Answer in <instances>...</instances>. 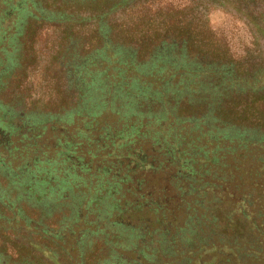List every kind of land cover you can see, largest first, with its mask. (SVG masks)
Here are the masks:
<instances>
[{
  "label": "trees",
  "instance_id": "trees-1",
  "mask_svg": "<svg viewBox=\"0 0 264 264\" xmlns=\"http://www.w3.org/2000/svg\"><path fill=\"white\" fill-rule=\"evenodd\" d=\"M30 1L22 29L0 35V72L13 66L1 72L0 94L27 56L40 60L37 36L51 28L59 47H47L49 66H63L66 85L55 104L44 103L66 117L31 141L21 142L12 122L0 133V227L9 220L24 238L36 234L59 264H76L72 252L77 264H264V43L233 56L205 0ZM234 1L252 17L247 5L256 0ZM3 2L15 9L9 26L25 0H0V15ZM255 26L264 40V23ZM67 52L76 54L69 68ZM2 100L29 115L22 98ZM81 109L95 116L70 119ZM45 163L56 185L80 195L55 205L62 212L48 226L61 238L44 223L52 208L37 192L47 172L30 176ZM31 256L0 229V264Z\"/></svg>",
  "mask_w": 264,
  "mask_h": 264
},
{
  "label": "rangeland",
  "instance_id": "rangeland-1",
  "mask_svg": "<svg viewBox=\"0 0 264 264\" xmlns=\"http://www.w3.org/2000/svg\"><path fill=\"white\" fill-rule=\"evenodd\" d=\"M49 3H48V2ZM177 1V0H174ZM212 1V2H211ZM207 1L205 0V3H210L211 6L208 8V18H209V24L210 27L214 30L216 35L222 37L225 42L227 43L230 52L233 54V56L236 55H242L246 48L249 47V49H252V42L257 40L259 43L258 47H262L264 40L262 38L261 33L258 31L257 27L255 26V23L263 24L264 22V10L260 7V1H252L249 5L244 4L245 6H248L249 11L251 12L252 17L249 18L246 16V13L242 12L238 7H236V3L234 0H227L228 2L224 1V6H222V1L214 0ZM30 0H25V3L23 5L22 10H25L21 13H18L19 17H16V21L9 25L7 22H10L11 15L14 14L15 9L11 5H7V3L3 2L5 8L7 9L3 15H0V35H7L12 34L14 31L13 29H16L17 24L21 26L19 28V31L22 29L23 25L25 24L26 19L28 16L33 15L32 9L28 5ZM44 7L49 8L51 5H55L56 3H59L60 0H41ZM39 7V5H37ZM40 8V7H39ZM0 9H2V5L0 4ZM240 10V11H239ZM48 11V10H46ZM1 13V12H0ZM7 20L5 21V19ZM253 18V20H252ZM263 20V21H262ZM13 31V32H12ZM18 31V30H16ZM38 37V41L36 42V46L38 48V52L41 53L40 60L37 62L35 59H33L30 56H27L23 62V65L16 69L14 74L11 76V80L9 81V88L3 89V92L0 94V98L3 99V102L9 103L10 101L7 100V97L11 94L12 96L16 98H22L25 102V110L30 111L29 115L23 117L22 113H13V111L10 108H7V106L0 105V133H5V130L8 128V122H12L15 124V127L13 128V131L15 134H20V137H22L21 142L24 140H35L38 138V134L40 130H44L43 132H46L48 128H50L52 131H55L58 126H60L63 122V119L66 117L64 114L51 112L52 110L49 109V106L46 104L48 101L53 105L57 101L55 99V96L61 92V89L65 87V77H64V70L61 72L56 69V67H59L57 63H53L51 66H49L48 59L51 57L49 55V51L47 50L48 44L51 42L50 40L53 39L54 34L53 30L51 28L43 29L42 33H40ZM54 48V47H52ZM4 50V49H3ZM6 56L9 57L11 54V49H7ZM73 51V49H72ZM37 53V52H36ZM24 52V56H25ZM70 54V55H69ZM69 55V56H68ZM64 59L67 63L68 58L72 57V54L69 52L65 53ZM13 69V66H3V69L1 72H8ZM56 71V72H55ZM86 71H88V68H86ZM0 72V75L2 74ZM21 72L23 73V76H26L24 81V84H20L18 81L16 89H11V86L15 85L16 77H23L21 76ZM99 73V72H98ZM99 76V74H97ZM96 72H93V78L96 79ZM15 77V78H14ZM26 81V82H25ZM25 86V87H24ZM52 95H51V94ZM98 100L96 99V102ZM46 102V103H44ZM5 105V104H4ZM95 108V107H94ZM97 109V108H95ZM32 110H40L38 112L39 114L33 113ZM95 116L94 114H90L88 111H84L81 109V112L78 111L69 114L70 119H75L77 117V120L82 116ZM27 117V118H26ZM34 118V125L33 126H26L25 122L29 118ZM147 117V116H146ZM14 118V119H12ZM25 119V120H24ZM33 120V119H32ZM86 125V123H85ZM65 133V132H64ZM238 133V132H236ZM264 140V138H262ZM66 158H68L66 161L70 163L72 161V154H69ZM45 161H49L47 158L44 159ZM12 160H10L9 164ZM63 162L65 163V159H63ZM57 164L56 162H54ZM46 163L42 165L44 169L37 168L33 173L30 171L31 177H36L37 175H41L43 172H47V175L45 176V181H39L40 187L39 190H37L38 195L42 198L40 204L42 201L47 202L50 206L51 211L46 210V216H48L50 213L51 215L47 217V221L44 222L49 230H52V233L50 234L55 235L54 232L58 231L55 230V227H51L48 225H51L50 220L53 219V215H56L60 217L61 214V206L60 208H56V204H61L64 200L71 201L73 197H79L80 195L76 194L77 192L72 189L70 185L67 183H57L55 182L58 178L57 176V170L56 168L46 169ZM13 168V165L11 166ZM10 167V168H11ZM12 174L17 177L18 175L13 170ZM19 178V176H18ZM33 179V178H31ZM49 191V192H48ZM11 193V191L9 192ZM12 194V193H11ZM33 197V196H32ZM36 201L34 200L33 203ZM23 214V212L20 213V215ZM81 214V211L79 212ZM27 217L30 218L31 222L36 223L37 227L40 219L37 217L39 216V213L37 210H31L25 214ZM55 217V216H54ZM0 219H5V217L0 216ZM42 222H40L41 225ZM2 224V223H1ZM3 227H0L1 232H10L12 234V243L17 246V248H23L26 251H31L32 258L29 262H26V264H59L58 259L56 258L57 255L54 253L51 249H49L46 244L41 243V238L36 236V234L30 235L32 238H24L21 233H19L21 230L18 228V226H15L13 223H9V220H5L3 222ZM39 225V226H40ZM63 235V233H62ZM55 236L62 237L57 233ZM132 247H135V245L138 243V241L135 239L132 242H129ZM71 244V241L66 238V245ZM64 245V246H66ZM97 249V248H95ZM43 255L44 258L48 259L46 261L42 260L40 258V254ZM117 255H120V253L116 252ZM73 260L76 261V264L78 263V252H72ZM117 259H121V262H126L127 255H121L116 256ZM27 261V260H25ZM74 264V263H73Z\"/></svg>",
  "mask_w": 264,
  "mask_h": 264
},
{
  "label": "flooded vegetation",
  "instance_id": "flooded-vegetation-1",
  "mask_svg": "<svg viewBox=\"0 0 264 264\" xmlns=\"http://www.w3.org/2000/svg\"><path fill=\"white\" fill-rule=\"evenodd\" d=\"M33 36H31V38H32ZM48 46H53L54 47V49L53 50H55L56 48H58L59 47V45L58 44H55V43H53V42H50L49 44H48ZM52 48V47H51ZM76 48V49H75ZM75 51L76 52H79V50H78V48H77V46H75ZM73 49V50H74ZM70 55V54H69ZM68 55V56H69ZM76 55V54H75ZM75 55H72V57L71 58H68L69 60H67V63H66V61H65V59L63 58L62 59V61H61V64H65L68 68L72 65V63H75L76 62V60L74 59V57H75ZM74 56V57H73ZM78 56V55H77ZM73 58V59H72ZM72 59V60H71ZM66 68V67H65ZM56 69L57 70H59V71H63L64 70V68H63V66H59V67H56ZM67 82H68V80H67Z\"/></svg>",
  "mask_w": 264,
  "mask_h": 264
}]
</instances>
